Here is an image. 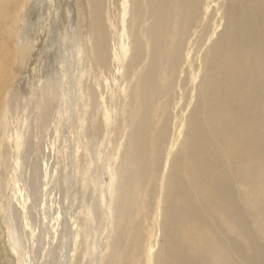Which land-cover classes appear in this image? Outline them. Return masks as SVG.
<instances>
[{
	"label": "bare ground",
	"instance_id": "bare-ground-1",
	"mask_svg": "<svg viewBox=\"0 0 264 264\" xmlns=\"http://www.w3.org/2000/svg\"><path fill=\"white\" fill-rule=\"evenodd\" d=\"M62 1L67 9L59 13L63 19L57 34L61 55L59 65L44 66L53 76L47 74L44 92L50 101L40 113L46 126L54 108L62 110L58 147L64 159L57 173L54 164L50 168L49 160L46 162L39 140H32L33 135L25 138V156L19 155L23 137L20 128L13 126L16 92L9 85L19 70L28 66V53L34 51L30 42L18 49L14 43L24 13L34 0H27L24 8L22 0H0V231L5 246L18 253L15 234L26 235L35 243L37 228L24 194L27 185L21 186L19 179L27 176V169L28 196L42 206L45 216L53 210L51 197L59 183L64 185L67 206L71 207L72 196L79 192L78 150L72 139L76 128L89 152L101 144L98 160L102 161V184L107 186H102V191L111 196L108 245L96 264H236L231 246H241L245 214L259 213L254 226L264 235V173L256 171L254 127L226 150L219 149L217 142L236 133L235 106L253 99L261 89L259 83L246 85L245 64L237 53L244 51L249 39L255 41V34L264 42V0H227L221 14L220 0ZM214 2L218 18L213 15ZM196 71H200L198 77ZM192 78L196 102L184 119L192 99ZM57 83L64 86L55 100ZM261 123L264 127V117ZM179 135L183 138L176 146ZM219 166L223 168L217 170ZM46 170L52 171V176L43 177ZM15 172L14 203L8 193ZM258 179L262 183H257ZM44 184L48 188L43 191ZM214 196L220 202L208 210ZM214 212L216 219L211 217ZM68 217L63 234L67 239L63 247L68 248L65 264H71L81 229ZM46 229L53 240L55 233L48 221ZM221 231L228 232L229 238H223ZM146 248L148 263L144 260ZM12 253L7 255L8 264H14L16 254ZM78 256L77 264H84L81 246ZM261 256L254 248L253 263Z\"/></svg>",
	"mask_w": 264,
	"mask_h": 264
},
{
	"label": "rangeland",
	"instance_id": "rangeland-1",
	"mask_svg": "<svg viewBox=\"0 0 264 264\" xmlns=\"http://www.w3.org/2000/svg\"><path fill=\"white\" fill-rule=\"evenodd\" d=\"M57 1L59 3H57ZM220 2H221L222 9H220L219 13L221 14V12H223L224 10V5L228 4V1L220 0ZM26 3H27V0H22L23 8L26 6ZM214 6H215V2L212 4L213 15L215 14V17L218 18L220 14L214 12L215 11ZM63 8L67 9V5L64 6L62 0L61 1L60 0H37V1L34 0V2L31 3L30 6L27 7V13L26 14L24 13V16L25 15L26 16L22 21L21 28H20L21 30L19 29L20 34L18 35V40L14 44L15 46H17V49H18V46L23 45V46L28 47L32 43V45H34V51L31 48H28L29 50L31 49V51L28 53L29 56H27L28 59L25 62V64H27L28 66L25 65L22 69H20L19 72L17 73L18 76L12 80V86L9 85V88L12 87L16 92L14 112H13V126L20 128L22 137L24 139V140L22 139L23 141L22 145L21 147H19L20 150H18L19 155H21L22 153V157L25 156L24 151L27 147L25 138H28V136L33 135L34 138L32 137V140L34 142H37L39 140V144L41 146L40 150L43 151L44 155L46 154V162H48L49 160L50 168L52 164H54L53 170L54 171L57 170V173H60V164H62V158L64 159V155L63 154L61 155L59 147H58V143L62 142V138L60 136V132H61L60 128L63 126V121L58 119L60 116V112L62 110L58 111L59 108L55 107L54 110L52 111L51 118H49V121L46 123V126H43L44 120L40 116V113L42 111V106L45 105L48 101H50V97L47 95L48 93L44 92V87L48 85V80H49V77H47V74H49V76L50 75L53 76V73H50L48 69L44 68V66H46L47 64H51V66L59 65L58 63H59V58L61 55L60 54L61 45H59V41H58L59 36L57 34L58 32H61L59 25L63 21V19L59 15V13H61L60 10H62ZM222 23L223 21H221V24ZM87 27L89 28V26H87L86 24L85 28L88 30ZM38 41H40L39 45H37ZM28 42H30V45ZM246 43H247V46L243 47L244 51H238L237 53L239 60L240 61L242 60L243 63L245 64L244 81L246 85H250L251 83H259L261 84V89L257 91L253 99L240 102L239 104L235 106L234 110L236 112V119L234 122L237 127L236 133L232 136L224 138L223 140H219L217 142V146L221 150L228 149L231 146L232 141L243 140L246 135L247 130L251 127H254L255 132H256V142H255V153H256V158H257L256 171H257V174H261V173H264V152H263L264 150V127L261 126L262 124L261 121L263 120L264 112H261L258 116H255V114L258 111H264V68H262V63H264V42L255 34V41L254 39H249V41H247ZM254 43H256L255 47H254ZM16 61H17V58H16ZM25 68H26V71H25ZM15 69L16 68L14 66V70ZM199 74H200V71L199 72L196 71L194 76L198 77ZM84 76H86V74ZM88 76H89V73H88ZM54 79L57 80L56 78ZM83 79H85V77ZM58 83L55 84V90H56L55 100L59 95L60 88L64 86L62 84L59 85ZM10 90H8L7 92H9ZM191 90L192 92H190V96L192 97V99L189 98L188 106L186 110L184 111V119L187 116L189 110L194 106L196 102V96H195L196 82L193 80V78L191 82ZM63 98L65 100V93H63L61 97V100L64 102ZM83 122H85V120ZM184 129L185 127L183 128V132H184ZM73 130L74 132L72 133L73 134L72 139L74 142L73 141L72 142H73V145L75 146V150L76 149L78 150V152L76 153V159L78 158L77 159L78 165H79L78 181L80 184L78 183V190H79L78 194H75V196H72V198H74L73 203H71L72 208L67 206L68 198L66 196L67 195L66 191H64L66 189L64 190L62 189V186L64 188V185H62V183H59L58 185H55L57 187L51 197L53 199V202H52L53 210L49 213L48 216H45L44 212L42 211V206L36 205L33 202L34 200L31 199L32 197L28 196L29 192L27 190L30 189V185L28 183V180L25 178L28 176V173L30 172V170L27 169L26 170L27 176L25 175L24 177L21 176L19 179H20V184L22 182L21 186L26 187L27 185V188H25L26 193L24 191V194H26L28 198L27 199V207H29L28 209L33 211L32 213L33 217L31 218L33 222L32 223L33 227L35 226L34 228H37L36 236H35V243L32 244L30 241L31 239L28 240L29 238L28 237L26 238V235L23 237H19L17 234H15V237L17 239L16 242L18 245L17 246L18 253L17 254L14 252L12 253V250L8 246H5L3 233L2 231H0V264L9 263V259L7 257L8 253H12V255L16 254L14 255L16 257L13 256L15 259L14 264H24V263L28 264V261H30L29 264L31 263L32 264H59V263L65 264L64 256L67 255L68 248L63 247V244L67 242L66 241L67 239L64 236L65 235L64 225L66 222L65 219L68 216H69L68 220L70 219L69 221L72 222L71 224L74 223L73 225H75L76 228H78V225H79L78 230L81 228L79 232L80 237L77 239V244L74 246L73 248L74 250L71 252L72 254L75 252L73 255L71 254V264H77L80 246L82 247V255H84L83 258H81V261L84 264H90L89 261H93L94 264H96L97 262L96 258H99L100 255L101 257H103L106 254L105 253L106 250L104 252V249L108 245V244L106 245V241L108 240V237L110 234L108 231H110L111 229L112 216L109 213L110 211H108L109 206L111 204V200H110L111 196L110 194L107 195L106 191H102L103 189L102 186L104 188H106L107 186L106 184L105 185L102 184L104 183V180H103L102 174H100L102 173L101 169L103 168L101 165L102 161L98 160L99 149L101 147V144L97 146L96 150L93 151L94 153L93 154L89 152V149H88L89 147L88 145H86V140H84L83 137L80 138L79 133L76 131V128H74ZM76 138L78 141L76 140ZM182 138L183 137L179 135V138L175 142L176 146L182 141ZM19 142H20V139H18V144ZM33 148L37 149L38 147L34 146ZM110 156L111 154L109 152V158L111 159ZM33 157L34 156L32 154L31 159ZM83 157L86 160L83 161ZM19 159L21 160V162L23 161V158H19ZM86 161H88V163H86ZM65 162H68V161H65ZM222 168H223L222 166H219L217 170H221ZM52 174H53L52 171L46 170L43 177L48 178L49 176H52ZM16 175L17 173L15 172L13 176H11L10 178L11 190L8 193L9 195L8 199L14 200V203H15L16 197L14 198L12 197V195L14 192V183L16 180ZM256 182L262 183L259 179ZM47 188H48V185H45V184L42 185L43 191L46 190ZM86 198L89 201H87ZM21 201H23L22 198H21ZM193 201L195 204H197L198 202V195L195 193H194ZM219 202H220L219 198L214 196L212 198L211 204L207 205L208 210H210V208H213L214 205ZM91 205H92V208H91ZM240 206L242 210L245 212L246 205L243 200L240 201ZM43 215H44V220H43ZM257 216H259V213L257 215L254 214L252 216L245 214V228H244V231L241 232V246L240 247L231 246L232 248L231 256L234 258L236 264H264V235L261 234L254 226ZM211 217L213 219H216L218 217V214L214 212V214H212ZM104 219H105V222H104ZM46 221L50 223V228L52 230L53 235L55 233L53 240L49 238L48 230L46 229ZM221 236L225 239H228L230 234L226 231H221ZM37 238L39 239L37 240ZM10 241L14 243L12 238L10 239ZM145 245H146V242L144 243V247ZM7 248H9L10 251ZM254 248H258L262 252V256L257 260L256 263H253L251 259ZM6 249L7 251H9L8 253H6ZM26 249H28V251ZM93 249H95L94 252H93ZM146 252H147V248L144 252V260L146 263H148ZM24 257H26V259Z\"/></svg>",
	"mask_w": 264,
	"mask_h": 264
}]
</instances>
